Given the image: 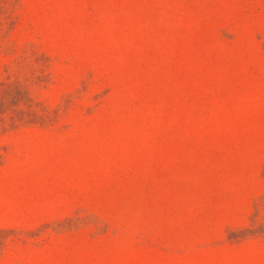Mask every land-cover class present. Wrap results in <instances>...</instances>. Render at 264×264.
I'll return each mask as SVG.
<instances>
[{
    "label": "rangeland",
    "instance_id": "obj_1",
    "mask_svg": "<svg viewBox=\"0 0 264 264\" xmlns=\"http://www.w3.org/2000/svg\"><path fill=\"white\" fill-rule=\"evenodd\" d=\"M0 264H264V0H0Z\"/></svg>",
    "mask_w": 264,
    "mask_h": 264
}]
</instances>
